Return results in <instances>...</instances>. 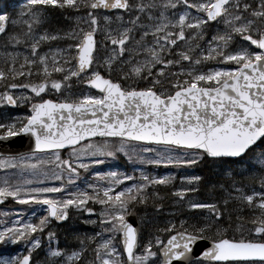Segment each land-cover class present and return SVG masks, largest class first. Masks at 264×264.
<instances>
[{
	"label": "snow or ice",
	"instance_id": "snow-or-ice-1",
	"mask_svg": "<svg viewBox=\"0 0 264 264\" xmlns=\"http://www.w3.org/2000/svg\"><path fill=\"white\" fill-rule=\"evenodd\" d=\"M0 36L13 49L0 66V169L10 170L0 201L25 206L0 223V245L20 248L0 264H264V0H23L16 12L0 7ZM72 80L99 94L72 91ZM18 105L27 111H7ZM21 136L31 151L12 150ZM110 139L129 159L131 142L157 146L142 148V163L207 164L213 202L193 199L200 175L176 185L175 173L93 171L95 182L68 192L64 181L115 155ZM159 186L172 209L142 240L128 217L149 204L164 213ZM89 201L101 210L88 223L102 232L61 247L52 221L70 208L93 214ZM183 209L206 211L188 219Z\"/></svg>",
	"mask_w": 264,
	"mask_h": 264
},
{
	"label": "rangeland",
	"instance_id": "rangeland-1",
	"mask_svg": "<svg viewBox=\"0 0 264 264\" xmlns=\"http://www.w3.org/2000/svg\"><path fill=\"white\" fill-rule=\"evenodd\" d=\"M22 3H23V0H8L6 2H0V7H3L5 11H8L11 13V12L18 11L20 8V5ZM211 27L213 29L216 28L215 25H212ZM208 35L210 37L211 33L209 32ZM0 37H2V36H0ZM12 50L13 49L11 47L5 48L4 45H0V60L4 61L5 52L6 51H12ZM205 63L207 64L208 67L220 66L216 62H205ZM2 64H4V62ZM21 82H23V81H21ZM136 83L142 84L140 81H136ZM70 84L72 85V91H74V92H79V91L83 90V91H87L90 94L97 95L96 93H92L88 89H83V88L79 89V87H77L76 85H74L72 83H70ZM50 96L53 97L51 94H50ZM53 98H55V97H53ZM9 109L13 111V115H16L19 113H25L27 111V109H25L23 106H20V105H18L15 108H12L10 106ZM9 109H7V111ZM93 143L100 145L99 143H97L95 141H93ZM109 143L111 146L110 150H114L115 155L111 158L99 157V156L97 157L99 159H102V161H104L106 167L103 170H97L95 165H94L93 168L87 170L89 172L88 174H82L81 173L80 176L71 185H68L67 181H64L66 184V188H67L68 192L74 191L77 188L83 189L85 184L95 182V178L92 175L93 171H98L101 173H106L109 171H117V172L125 171L123 169L118 170V168H117L118 160L123 164H128V166L132 169V173L127 174L129 176H132V177L135 176L137 178L140 174V171L147 173L145 171L146 168L144 166L148 165V163H142L138 157L140 154H143L142 153L143 147L152 148V147H157V146H147V145L129 143L128 145L125 146L126 151L129 153V155H132L133 152L136 153V155H132V159H129V157L127 155H125V152H120L118 150V146L120 143L119 141H116V142L109 141ZM157 151H159L158 147H157ZM175 154L180 155L181 153H175ZM58 155L60 156V159H64L70 155V150H67L64 153L58 152ZM144 155L147 156L148 154H144ZM50 157H51V153L46 152L43 155L38 153L36 156V159H50ZM151 158H154V153L152 154ZM42 168L47 170V171L52 170L51 165H42ZM12 171H15L18 173L19 169L12 170ZM83 171H85V170H83ZM253 171H255V170L253 169ZM167 173H171V172L170 171H164V173L159 174V175H164ZM6 174H10V170L0 169V176L6 175ZM150 174L151 175H154V174L157 175L153 171ZM181 175L188 176V175H198V174L192 172L191 170L184 169L182 171V173L178 176L177 181H173L174 184H176V185L180 184L179 177ZM23 176H26L28 178H32L30 176V174L27 172V170H25V172L23 173ZM36 179H39V177H36ZM132 182H134V181H131L130 183H132ZM45 183L46 184H48V183L55 184L57 182L56 181H45ZM209 183H211V180H208V179H205V180H203L202 183H200V185L197 189V194H195L193 197L194 200H196L198 202H213L208 191H207V187H208ZM126 184H128V183H126ZM203 185H204V188H203ZM162 187L165 188V191L167 193V194H162L164 196L163 203L165 205L164 213H160V214L155 213L150 205H148L147 207L140 206V208H138V210H137L138 211V217H139L138 218L139 229L142 233V236H141L142 240L147 239V235H148L149 230L153 229L158 223H161L163 220H167L169 218L168 213L171 212L172 204H171V198L168 196V193L171 191V189L166 188L165 186H162ZM211 196L218 197V196H220V193L219 192H213V193H211ZM229 203L231 204L230 210L234 209L235 204L232 202H229ZM13 206L18 207L16 205H13ZM13 206H2V207H0V214H2V215H0V217L3 219V217H5L10 212V210L12 209ZM88 206L95 209V212L93 214L85 213L82 210H76V209L70 208L69 209L70 218L65 222L56 223V222L52 221L53 229L57 232V234H60L61 237L65 238V239L72 238L77 234H79V236L81 238H84L86 236H95V234L97 232H102V228H101L99 223H95V224L88 223V221H90V220H97V221L99 220V212L101 210V206L97 205V204H93V203H91V205H88ZM17 209H19V208H17ZM17 209L13 210L14 216L16 214ZM205 211L206 210L183 209V217L188 218V219H194L197 217V214H198V217L200 219H203L204 215H205ZM36 212L39 215L43 214V212L39 211L38 209L36 210ZM243 213L244 212L242 211L240 213H233V215L236 217V215H242ZM14 216H13V218H14ZM22 218H26V217H22ZM0 223H5V222L3 220H0ZM233 227H234V225H233ZM229 234L232 237L231 231ZM63 238H58L61 247H64L65 243H68L70 247L76 246L78 244V241L75 239L65 240ZM93 247H94V245H93ZM141 247H142V245H141ZM19 251H20V248L14 250V251H11L7 254L0 255V257H6L9 255L15 254L16 252H19ZM44 256H45V253L43 251H41L35 256V260L37 262L42 261L44 259Z\"/></svg>",
	"mask_w": 264,
	"mask_h": 264
},
{
	"label": "trees",
	"instance_id": "trees-1",
	"mask_svg": "<svg viewBox=\"0 0 264 264\" xmlns=\"http://www.w3.org/2000/svg\"><path fill=\"white\" fill-rule=\"evenodd\" d=\"M57 17H54L53 20L55 21ZM61 20H63V18H60ZM239 42V40L237 41ZM1 44H4V38L3 37H0V45ZM3 62L0 61V66H3L2 64ZM70 83L76 85L74 83V80L70 81ZM77 86V85H76ZM78 87V86H77ZM79 88H81V86H79ZM101 141V140H99ZM158 169L159 171L158 172H163V171H167L169 170L171 173H175V177L179 175L180 171L182 169H190L198 174H200V176L202 177V182L203 180L205 179H208V180H211V177L209 176V166L207 164L205 165H201V164H197L195 167H186V166H182V167H177V166H174V165H168V166H158ZM201 182V183H202ZM203 188H204V185H203ZM159 193L161 194H167L166 191H165V188H163L162 186H159L157 189H156ZM164 201V200H163ZM162 201V202H163ZM91 202V201H89ZM151 206V204H149ZM22 207H25L23 205H21ZM230 206L231 204L229 203L228 204V208L230 209ZM139 207V206H137ZM152 207V206H151ZM221 208H223V205H220ZM153 209V208H152ZM244 213L242 214V216H244L245 218H248V216L250 215L249 211L246 209L245 211H243ZM10 219V215L7 216V221ZM232 219L233 221L236 220V217L233 215L232 216ZM230 233V232H229ZM228 233V236H230ZM58 235V238H63L61 237L60 234H57ZM65 239V238H63ZM71 240V238H69ZM18 247H13V246H4V245H0V254H4V253H7L13 249H17Z\"/></svg>",
	"mask_w": 264,
	"mask_h": 264
},
{
	"label": "water",
	"instance_id": "water-1",
	"mask_svg": "<svg viewBox=\"0 0 264 264\" xmlns=\"http://www.w3.org/2000/svg\"><path fill=\"white\" fill-rule=\"evenodd\" d=\"M96 91H98V90H96ZM97 137H99V136H97ZM145 143H151V142H145ZM10 147L12 148V150L14 152L31 151V146H30V143H29V139L26 136H21L19 138H15L14 141H13V143L10 145ZM66 147L67 146H65L64 148H66ZM6 201H7V199L5 201H0V204L5 203ZM133 213H134V215H131L130 217H128V219L130 220V222L134 223V225L138 227L137 215H136L135 212H133ZM200 246L201 247H207V246H209V242L206 241V240L205 241H202Z\"/></svg>",
	"mask_w": 264,
	"mask_h": 264
},
{
	"label": "flooded vegetation",
	"instance_id": "flooded-vegetation-1",
	"mask_svg": "<svg viewBox=\"0 0 264 264\" xmlns=\"http://www.w3.org/2000/svg\"><path fill=\"white\" fill-rule=\"evenodd\" d=\"M25 109H26V108H25ZM8 111L11 112V114H13V111H12V110L9 109Z\"/></svg>",
	"mask_w": 264,
	"mask_h": 264
}]
</instances>
